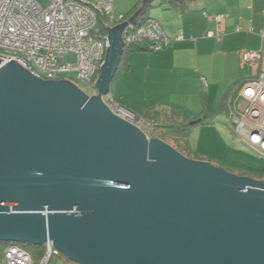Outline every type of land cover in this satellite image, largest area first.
Masks as SVG:
<instances>
[{"label":"water","instance_id":"obj_1","mask_svg":"<svg viewBox=\"0 0 264 264\" xmlns=\"http://www.w3.org/2000/svg\"><path fill=\"white\" fill-rule=\"evenodd\" d=\"M152 3L107 26L96 94L0 68V241H51L79 264H264V180L188 157L105 101L123 30Z\"/></svg>","mask_w":264,"mask_h":264},{"label":"built area","instance_id":"obj_2","mask_svg":"<svg viewBox=\"0 0 264 264\" xmlns=\"http://www.w3.org/2000/svg\"><path fill=\"white\" fill-rule=\"evenodd\" d=\"M45 1L0 0V68L15 60L45 80L66 79L81 88L93 85L109 47L107 26L115 27L129 17L115 12L114 0ZM214 17L222 19L220 15ZM261 34L263 48L241 54L243 63L256 64L259 71L237 86L226 106L241 139L264 155V24ZM208 36L215 34L210 31ZM184 38L183 34L168 36L153 17L128 24L122 33L124 48L147 42L151 50H160ZM201 82L207 85L205 77ZM104 98L119 116L136 124L142 120L110 94ZM44 246L45 252L35 260L24 247L11 244L4 264H52L61 251L51 241Z\"/></svg>","mask_w":264,"mask_h":264},{"label":"crops","instance_id":"obj_3","mask_svg":"<svg viewBox=\"0 0 264 264\" xmlns=\"http://www.w3.org/2000/svg\"><path fill=\"white\" fill-rule=\"evenodd\" d=\"M155 4L159 7L147 18H156L168 36L185 38L160 50L129 53L127 66L115 78L118 95L116 83L110 86L113 99L117 96L121 104L140 113L152 105L186 110L187 102L201 97L206 104L197 113L212 111L231 88L236 91L238 82L257 75L259 67L243 63L241 54L263 48L264 0H191L183 6L153 0L151 6ZM210 31L215 36H208ZM202 76L207 79L205 87ZM210 100L213 105L208 109Z\"/></svg>","mask_w":264,"mask_h":264},{"label":"rangeland","instance_id":"obj_4","mask_svg":"<svg viewBox=\"0 0 264 264\" xmlns=\"http://www.w3.org/2000/svg\"><path fill=\"white\" fill-rule=\"evenodd\" d=\"M41 2L44 3L46 1L41 0ZM138 2L139 0H114L115 11H117L118 14H124L131 17L139 9ZM158 7L159 5L157 4L150 6L146 16ZM247 70H250V67H248ZM99 74L100 72L98 73V76ZM68 75H73V73ZM116 82L117 81L113 79L111 85ZM114 86L116 91L115 93L118 95L119 84L116 83ZM82 89L88 94H93L96 90L95 84L82 85ZM112 93H114V91L111 88L109 94ZM118 99L120 98L115 96V99L113 100L137 115L134 110H131L124 104H121ZM187 103L189 108L185 110L186 119L193 117L197 111L203 110V106L206 104L201 97ZM223 104H225L223 100L219 102L217 113L212 114V118H206L202 123L191 126V130L187 138V145H185L183 151H181L188 157L200 160L206 159L212 164L225 167L228 171L235 174L250 176L255 180H264V155L253 149L241 139L235 128L230 124L231 120L228 117L229 113L227 106L226 104ZM212 105L213 101L210 100L208 102V109H210ZM138 126L148 135L146 131L147 125H145L144 120H141ZM52 264L79 263L71 260L61 252L60 255L53 258Z\"/></svg>","mask_w":264,"mask_h":264},{"label":"trees","instance_id":"obj_5","mask_svg":"<svg viewBox=\"0 0 264 264\" xmlns=\"http://www.w3.org/2000/svg\"><path fill=\"white\" fill-rule=\"evenodd\" d=\"M170 1L172 3H176L180 6H183L188 1H191V0H170ZM142 4H143V0H139L138 2L139 7ZM146 18L147 16L144 15L142 21L145 20ZM143 44H147V48L143 47ZM147 49L151 50L150 48H148L147 42H142L139 44L130 45V46L125 47L122 58H121L120 65L114 76V79L118 76L121 69L127 66V56L129 53L134 52V51H139V50H147ZM97 78H98V75L95 78L94 84L96 83ZM240 83L241 81L238 82L236 86L240 85ZM232 90L233 89L231 88L228 94L226 95V98L223 101L225 102V104H226L227 98L235 92V90L233 91ZM221 112H222V109H221ZM215 113H217V110L203 111V112L195 114L191 118L186 119L185 110L183 108H180L177 106L165 107V106L152 105V106H148L142 112L140 113L138 112L137 114H139L141 116V119L145 121V125H147L146 131L150 138H153V137L162 138L165 141L172 144L173 146H175L178 150L183 151L184 146L187 145V138L191 130V126L198 124V123H202L206 118H212L211 115ZM239 175H243V174H239ZM11 244L20 245L24 247L29 253L32 254L35 260H39L41 256L43 255V253L45 252L44 245H36V244L27 243V242L0 241V264H4L5 252L8 246Z\"/></svg>","mask_w":264,"mask_h":264}]
</instances>
